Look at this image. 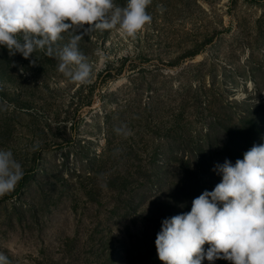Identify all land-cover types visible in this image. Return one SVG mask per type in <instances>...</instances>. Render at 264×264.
I'll use <instances>...</instances> for the list:
<instances>
[{
  "label": "rangeland",
  "instance_id": "obj_1",
  "mask_svg": "<svg viewBox=\"0 0 264 264\" xmlns=\"http://www.w3.org/2000/svg\"><path fill=\"white\" fill-rule=\"evenodd\" d=\"M146 11L134 37L83 35L85 83L43 52L0 46V149L24 171L0 196L8 264H163L162 221L221 182L217 164L264 144V0H151Z\"/></svg>",
  "mask_w": 264,
  "mask_h": 264
},
{
  "label": "clouds",
  "instance_id": "obj_2",
  "mask_svg": "<svg viewBox=\"0 0 264 264\" xmlns=\"http://www.w3.org/2000/svg\"><path fill=\"white\" fill-rule=\"evenodd\" d=\"M150 4L151 0H127L124 6L114 0H0V46L24 59L43 52L58 61L60 73L85 83L92 67L79 48L83 35L118 27L123 35L134 37L151 23L146 11ZM86 24L89 27L77 34ZM62 33H69L70 39L61 47L57 42ZM115 131L121 134L123 129ZM214 170L222 180L212 191L194 198L189 212L162 221L155 246L163 264H202L205 259L210 264L218 259L264 264V144H254L242 160H225ZM23 176L12 151L0 149V196L13 191ZM206 243L210 247L205 251ZM0 264H8L3 255Z\"/></svg>",
  "mask_w": 264,
  "mask_h": 264
}]
</instances>
